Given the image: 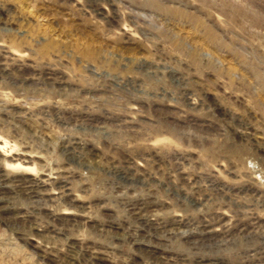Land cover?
I'll return each mask as SVG.
<instances>
[{
	"label": "rangeland",
	"instance_id": "1",
	"mask_svg": "<svg viewBox=\"0 0 264 264\" xmlns=\"http://www.w3.org/2000/svg\"><path fill=\"white\" fill-rule=\"evenodd\" d=\"M0 264H264V0H0Z\"/></svg>",
	"mask_w": 264,
	"mask_h": 264
}]
</instances>
